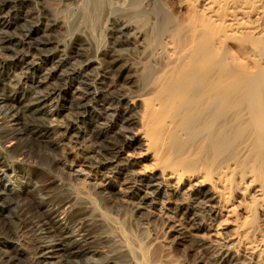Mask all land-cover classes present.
Instances as JSON below:
<instances>
[{"label": "bare ground", "instance_id": "obj_1", "mask_svg": "<svg viewBox=\"0 0 264 264\" xmlns=\"http://www.w3.org/2000/svg\"><path fill=\"white\" fill-rule=\"evenodd\" d=\"M196 1L180 24L152 9L144 31L141 0H0V264L125 262L82 195L91 174L101 202L166 210L178 244L214 264H264V0ZM30 155L74 190L35 179ZM154 262L173 264L167 250Z\"/></svg>", "mask_w": 264, "mask_h": 264}, {"label": "rangeland", "instance_id": "obj_2", "mask_svg": "<svg viewBox=\"0 0 264 264\" xmlns=\"http://www.w3.org/2000/svg\"><path fill=\"white\" fill-rule=\"evenodd\" d=\"M146 1L147 0H141L143 3L139 9V13L143 15L141 24H143L142 26L144 31L147 30L155 21L156 16L155 13H153L154 11H151L152 9L159 10L161 14L170 16V18L174 20L175 24H180L185 20H187V22L190 20L192 10L195 8L193 6V4H195V0H154L153 2L152 0H148L150 3ZM155 1L156 3L154 4ZM112 2H116L115 4L118 5H115V7H121L124 4V2H122L123 4L121 3V0H112ZM58 3L60 2L57 1V3L54 4H56L55 6L60 9L59 11H62L64 6L61 3L59 6ZM201 6L202 0H197L196 9H200ZM111 22H113V20H111ZM109 23L107 24V27L104 26L103 28H97L98 30L95 29V33L93 32V34H95L94 37L100 39L98 40L96 38L98 43H102L101 45H104L107 42V35L109 34L107 28L110 27ZM102 29L106 30L103 31ZM72 39L75 41H83L85 38L79 35V33H76ZM101 39L103 41H101ZM70 114L71 110L62 112L60 120L64 122V120L70 116ZM14 145V142L11 141L2 144L5 149H10L14 147ZM68 150L70 152L69 159H75V164L77 167L87 169L86 166L89 162V159H87V154L81 153L73 147H69ZM49 158L57 159L58 155L49 152ZM13 160L20 161L22 158H16ZM36 161L37 157L35 155H30L27 158V171L33 175L35 179H38L39 181H45L51 176H56L57 178H62L65 180V182H68V187L71 190H74V182H71L65 178L67 175H64L62 169L58 171L49 166L45 167L44 171H36L34 168ZM14 164L15 162L13 161L11 166ZM9 174L14 176L15 172H9ZM98 183L99 181L92 174L84 178V193H82V195L87 197L88 201L91 202L93 211H95L96 214H100L106 225L110 227L108 230L110 235L118 240L116 244L117 249L123 251L126 255V261L120 262V264H142V262L145 261L148 264H155L154 261L159 255L164 253V250L168 251L173 264H214L211 260V255L208 252L209 250H205L202 247L199 248L197 245H194L192 241L188 243L187 240L184 242L179 241L180 245L178 244V234L171 233V231L166 229L168 217L170 216L166 210L148 209V211H139L133 208V206L130 204L122 203L120 201L116 202V200H114V202L103 203L96 196V193H94L95 186H97ZM126 187L127 186H123V189ZM28 197L31 201H34L33 195L29 194ZM66 197V195H62V197L58 198L57 200L63 201L66 199ZM157 239L162 240V242L155 245V240ZM207 239L210 241L225 242L224 244L232 243V240L229 237L222 235L221 233L216 234L214 231L208 235ZM89 251V260L91 263L94 262V260L103 261L107 259L108 253L106 249H97L96 247H91ZM246 263H248V261H245V264ZM216 264L221 263L217 262Z\"/></svg>", "mask_w": 264, "mask_h": 264}]
</instances>
